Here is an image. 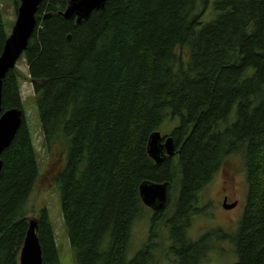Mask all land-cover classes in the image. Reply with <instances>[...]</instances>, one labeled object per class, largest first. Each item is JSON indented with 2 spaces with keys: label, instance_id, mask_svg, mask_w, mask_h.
<instances>
[{
  "label": "trees",
  "instance_id": "1",
  "mask_svg": "<svg viewBox=\"0 0 264 264\" xmlns=\"http://www.w3.org/2000/svg\"><path fill=\"white\" fill-rule=\"evenodd\" d=\"M69 1H42L22 57L75 264H160L159 252L204 264L215 237L235 246L236 264H264V0H107L80 24L62 14ZM7 38L0 7V57ZM3 82L2 112L23 110L19 77ZM175 118L176 158L156 165L151 135ZM232 156L250 186L240 230L191 239L200 193ZM1 161L0 264H20L45 175L26 121ZM148 180L170 183L168 207L129 257ZM37 222L43 264H61L46 208Z\"/></svg>",
  "mask_w": 264,
  "mask_h": 264
},
{
  "label": "rangeland",
  "instance_id": "2",
  "mask_svg": "<svg viewBox=\"0 0 264 264\" xmlns=\"http://www.w3.org/2000/svg\"><path fill=\"white\" fill-rule=\"evenodd\" d=\"M0 7L6 33L7 35H10L16 24L17 18L14 0H0ZM185 57H187V55ZM12 73L19 77L20 93L25 111V121L31 132V137L39 161L40 173L43 176L45 170L48 169L49 166V154L45 147L42 124L36 100L34 98L33 84L29 75V65L24 57L16 63V67L12 70ZM179 126V118L166 120L160 126L159 132L163 137H168L173 134ZM176 152H178L177 146ZM66 158L67 154L64 155L65 160ZM175 158L176 155L172 159ZM242 160V157H230L227 162H224L223 167L221 166L216 172L213 180L202 191V193H200L201 201L198 203L199 208L197 209L200 210L203 207L207 214L196 215L193 217L189 233L191 239L196 238L198 233L204 235L206 231L212 230L216 232V236L223 234V231L235 235L240 229L241 221L245 213L248 193L247 169L245 162ZM173 196L176 197L177 193L174 192ZM223 196H227L230 199L228 200L229 203H237V208L225 211L221 205L223 202ZM203 197L204 200L202 199ZM45 208L48 212L49 221L55 231L56 244L59 247L63 244V252L59 249L61 264H75L69 239L63 231L65 223L62 214L60 188L56 182L51 180L46 172L43 181L39 184L27 203L26 211L28 221L32 219L38 221ZM151 219L152 211L146 207L144 209L143 217L140 220H137L134 224L130 240L129 257L135 258L148 242ZM220 240H225L224 236H221ZM165 245H167L168 248L171 245L168 238H166ZM212 246L215 248L208 253L204 264H236L238 262V257L234 248L235 246L230 241H219L218 243V240L215 237L211 247ZM168 259L166 258V255H163L161 252L158 253V263L174 264L175 259L172 255H168Z\"/></svg>",
  "mask_w": 264,
  "mask_h": 264
},
{
  "label": "water",
  "instance_id": "3",
  "mask_svg": "<svg viewBox=\"0 0 264 264\" xmlns=\"http://www.w3.org/2000/svg\"><path fill=\"white\" fill-rule=\"evenodd\" d=\"M43 0H20L17 13V21L11 35L7 38L3 53L0 57V157L11 145L18 130L24 122V111L12 109L2 112V91L3 81L7 75L16 67V63L26 51L28 44L37 28V13ZM107 0H70L69 5L62 13L66 19L76 18V23L80 24L87 20L95 10H102ZM160 132L151 135L148 144V155L157 165L163 164L167 155L174 156L176 147L174 138L169 137L163 143ZM166 150V151H165ZM165 151V152H164ZM2 162H0V172ZM169 183H156L145 181L140 186V195L143 202L156 212L162 211L168 201ZM236 204L227 207L232 209ZM38 222L31 220L21 252L20 264H43V250L40 244Z\"/></svg>",
  "mask_w": 264,
  "mask_h": 264
},
{
  "label": "flooded vegetation",
  "instance_id": "4",
  "mask_svg": "<svg viewBox=\"0 0 264 264\" xmlns=\"http://www.w3.org/2000/svg\"><path fill=\"white\" fill-rule=\"evenodd\" d=\"M166 138H167V137H166ZM166 138H165V139H166ZM225 200H229V198H228L227 196H225V197H224V201H225ZM224 201H223V203H224ZM228 203H229V202H228ZM229 204H231V203H229ZM155 216H157V213L152 211V218H154ZM151 221H152V219H151Z\"/></svg>",
  "mask_w": 264,
  "mask_h": 264
},
{
  "label": "bare ground",
  "instance_id": "5",
  "mask_svg": "<svg viewBox=\"0 0 264 264\" xmlns=\"http://www.w3.org/2000/svg\"><path fill=\"white\" fill-rule=\"evenodd\" d=\"M2 156V155H1ZM0 162H2L1 161V157H0ZM1 173V172H0ZM141 199H142V197H141ZM143 201V200H142ZM144 203V202H143ZM144 205L146 206V207H148L145 203H144ZM149 208V207H148Z\"/></svg>",
  "mask_w": 264,
  "mask_h": 264
}]
</instances>
